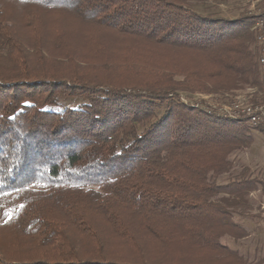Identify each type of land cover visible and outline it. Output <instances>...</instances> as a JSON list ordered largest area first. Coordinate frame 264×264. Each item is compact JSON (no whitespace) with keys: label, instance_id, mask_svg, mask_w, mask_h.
I'll return each mask as SVG.
<instances>
[{"label":"trees","instance_id":"1","mask_svg":"<svg viewBox=\"0 0 264 264\" xmlns=\"http://www.w3.org/2000/svg\"><path fill=\"white\" fill-rule=\"evenodd\" d=\"M253 21L0 0V264H246L222 239L259 181L211 175L251 128L192 98L264 88Z\"/></svg>","mask_w":264,"mask_h":264},{"label":"rangeland","instance_id":"2","mask_svg":"<svg viewBox=\"0 0 264 264\" xmlns=\"http://www.w3.org/2000/svg\"><path fill=\"white\" fill-rule=\"evenodd\" d=\"M183 1L199 14L229 20L255 17L264 12V0ZM255 47L254 40L252 48ZM241 96L248 98L249 103L264 104V88L258 89L249 85H241L236 90L225 94H199L197 97L214 107H221ZM78 104V101L73 100L62 103V107ZM250 128L252 142L246 148L233 151L228 157L227 170L212 174L211 179L219 184H225L244 178L257 180L261 184L250 192L246 204L234 209V221L239 224L243 222L247 226V236L238 241L224 237L222 243L242 255L246 264H264V132L261 133L257 128Z\"/></svg>","mask_w":264,"mask_h":264},{"label":"built area","instance_id":"3","mask_svg":"<svg viewBox=\"0 0 264 264\" xmlns=\"http://www.w3.org/2000/svg\"><path fill=\"white\" fill-rule=\"evenodd\" d=\"M262 1V0H261ZM252 32L257 47L256 62L260 74L264 77V12L254 17ZM199 94L194 96L193 103L196 107L201 106L200 102H204L203 108L209 114L230 120L236 123H244L247 126L258 128L264 127V104H252L248 102L246 97H236L229 104L222 105L217 108L210 103L198 99Z\"/></svg>","mask_w":264,"mask_h":264},{"label":"crops","instance_id":"4","mask_svg":"<svg viewBox=\"0 0 264 264\" xmlns=\"http://www.w3.org/2000/svg\"><path fill=\"white\" fill-rule=\"evenodd\" d=\"M258 185H261L260 183L259 184H257L256 186H258ZM241 224H239L241 227H243L246 231H247V226L243 223V222H240Z\"/></svg>","mask_w":264,"mask_h":264}]
</instances>
